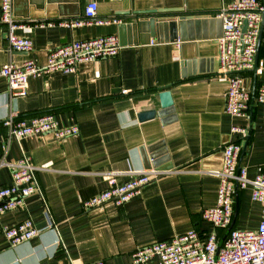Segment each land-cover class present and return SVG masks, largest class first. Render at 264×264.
Segmentation results:
<instances>
[{"label":"crops","instance_id":"obj_1","mask_svg":"<svg viewBox=\"0 0 264 264\" xmlns=\"http://www.w3.org/2000/svg\"><path fill=\"white\" fill-rule=\"evenodd\" d=\"M91 1L98 3L99 18L112 21L70 25L84 18ZM230 1L13 0L15 18L22 25L16 34L32 40L29 52L9 48L0 5V68L29 58L44 64L51 49L72 40L119 34L121 26L132 21L124 18L126 13L181 9L193 15L185 34L175 41L169 40V32L164 35L169 41L160 42L149 32L125 30L126 44L118 55L82 63L75 73L30 77L26 95H11L8 80L0 77V142L8 138L11 125L6 119L11 115L29 119L53 113L60 124L79 126L78 134L63 139L45 134L20 143L12 139L6 152L0 146V160H17L26 153L42 167L38 179L57 226L56 233L46 229L38 196L28 197L25 207L1 214L0 264H134L138 247L192 229L202 235L217 231L220 238L228 232L215 229L203 212L217 203L219 179L209 171L221 168L234 122L249 125L240 165L250 177L264 172V104L255 102L248 119H234L225 111L228 78L219 72L222 22L217 14ZM259 59L263 65L256 88L264 83V41ZM254 78L253 71L245 73L244 86L252 91ZM159 89L171 90L173 109L139 121V111L160 107ZM143 147L155 149L161 159L156 168L170 172L122 206L109 202L83 209L84 200L107 188L106 171H117L118 181L125 182L130 171L147 168L140 156ZM10 183L9 169L0 167V186ZM233 195L232 229H257L262 204L252 200L250 188L236 187ZM27 218L42 233L10 246L3 225Z\"/></svg>","mask_w":264,"mask_h":264},{"label":"built area","instance_id":"obj_2","mask_svg":"<svg viewBox=\"0 0 264 264\" xmlns=\"http://www.w3.org/2000/svg\"><path fill=\"white\" fill-rule=\"evenodd\" d=\"M118 2L121 0H110ZM1 20L6 27V40L11 50L29 52L33 48L31 39L20 37L16 29L22 25L13 12V0H0ZM222 20V35L217 38L219 72L228 78L225 95V111L234 119H248L252 102L264 104V83L252 90L244 86L245 73L253 71L259 47V38L264 17L263 0H231L217 14ZM111 19L98 17V3L89 2L84 9V18L70 23L73 26L83 24H104ZM244 21L247 22L243 31ZM264 41V30H263ZM122 48L119 34H110L86 39L72 40L69 43L50 50L47 62L39 64L29 58L18 65L9 62L0 68V77L9 82L10 94H27L30 77L49 75L56 71L75 73L78 65L101 58L114 57ZM258 71L263 61L259 59ZM11 115L6 122L11 125L8 138L0 142L6 152L10 141L16 142L28 136L52 135L63 139L79 133L77 124L65 125L55 118L53 113L38 114L29 119ZM249 134L247 123L234 122L231 125L229 140L223 146L221 168L209 171L219 179L217 203L206 208L204 218L215 229L228 231L221 242L217 231L202 235L199 230H189L177 234L171 239L159 240L138 247L133 252L134 264H264V172L250 177L248 169L239 163L242 142ZM7 167L11 175L9 185L0 186V215L19 207L26 206V200L38 196L44 205L48 225L46 229L57 232V226L38 179L42 169L23 153L13 161L0 160V167ZM170 171L156 167L130 171V178L119 182L117 171L108 170L106 189L82 202L85 210L95 209L112 202L122 206L138 195L148 183L168 174ZM251 189V198L262 204V219L257 229H229L234 214V189ZM3 234L10 246H17L39 236L42 229L36 227L31 218L15 225H3ZM58 241L60 239L58 237ZM86 264H104L102 260Z\"/></svg>","mask_w":264,"mask_h":264},{"label":"water","instance_id":"obj_3","mask_svg":"<svg viewBox=\"0 0 264 264\" xmlns=\"http://www.w3.org/2000/svg\"><path fill=\"white\" fill-rule=\"evenodd\" d=\"M264 1V0H263ZM128 16L124 17L125 19L132 20L130 23H125L121 26L119 36L121 38V44H126L123 37L125 30H132L134 33L140 32H149L151 38L157 39L160 42L164 41H175L179 36H183L187 31L188 25H190V20L192 19V13H186L181 9H148V10H137L133 13H126ZM174 17L176 19H174ZM114 18V17H113ZM112 19V18H111ZM220 19V18H219ZM133 20H136L133 22ZM222 22V20H221ZM247 22L244 21L243 31L246 30ZM263 30H264V17L261 27V33L259 38V47L256 57L255 67L253 68L254 72V89L252 91L253 95L256 89L257 83V73H258V62L260 49L263 41ZM169 32V40L164 35ZM222 35V34H221ZM220 35V36H221ZM219 36V37H220ZM151 39L149 40V42ZM219 65V63H218ZM183 77L186 78L187 75L184 73ZM158 99L160 107H152L149 109H144L138 112L139 121H146L156 117H162L169 113L173 109L174 100L172 97V92L170 89H159ZM254 102H252V105ZM252 107V106H251ZM248 137V136H247ZM141 149L140 156L143 162V165L147 168L158 167L161 164V159L159 153L153 148ZM145 151V152H143ZM172 168V165H169V169ZM232 229V226L229 227Z\"/></svg>","mask_w":264,"mask_h":264},{"label":"trees","instance_id":"obj_4","mask_svg":"<svg viewBox=\"0 0 264 264\" xmlns=\"http://www.w3.org/2000/svg\"><path fill=\"white\" fill-rule=\"evenodd\" d=\"M227 234H228V232L223 237L221 236V238H220L221 239V242L225 239V237H226ZM222 238H223V240H222Z\"/></svg>","mask_w":264,"mask_h":264}]
</instances>
